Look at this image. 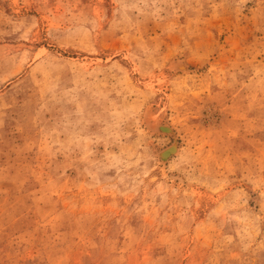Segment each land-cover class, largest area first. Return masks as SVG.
<instances>
[{
  "label": "rangeland",
  "instance_id": "374dc122",
  "mask_svg": "<svg viewBox=\"0 0 264 264\" xmlns=\"http://www.w3.org/2000/svg\"><path fill=\"white\" fill-rule=\"evenodd\" d=\"M0 264H264V0H0Z\"/></svg>",
  "mask_w": 264,
  "mask_h": 264
},
{
  "label": "bare ground",
  "instance_id": "6f19581e",
  "mask_svg": "<svg viewBox=\"0 0 264 264\" xmlns=\"http://www.w3.org/2000/svg\"><path fill=\"white\" fill-rule=\"evenodd\" d=\"M177 67L179 68V69H182V70H187L188 69V67L186 66V64H184L183 62H179L178 64H177ZM163 124V123H162ZM159 125V124H158ZM158 127V126H157ZM159 129H160V131L162 132L163 131V133L164 132H167V133H171L172 132V128H169L167 125L165 126V125H160V127H159ZM174 134V133H173ZM162 135V134H161ZM175 138V137H174ZM175 140V139H174ZM173 140V141H174ZM177 141V140H176ZM175 142V141H174ZM177 151H178V143L177 142H175L173 145H171L170 147H168V148H166L165 150H163L161 153H160V157H161V159H162V161L163 162H167L168 161V159L170 158V157H172V155L173 154H176L177 153ZM158 153V152H157ZM159 154V153H158ZM163 162H162V164H163ZM164 165V164H163ZM177 176V175H176ZM175 176V177H176ZM173 177V176H172ZM177 180H180L179 178H176ZM183 181V180H182ZM182 181H180V182H182Z\"/></svg>",
  "mask_w": 264,
  "mask_h": 264
}]
</instances>
